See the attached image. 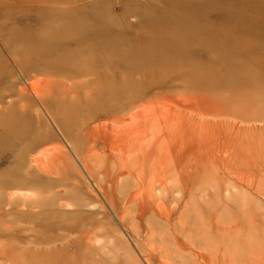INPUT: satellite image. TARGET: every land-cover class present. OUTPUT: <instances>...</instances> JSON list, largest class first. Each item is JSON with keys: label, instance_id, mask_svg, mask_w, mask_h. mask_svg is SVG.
<instances>
[{"label": "rangeland", "instance_id": "1", "mask_svg": "<svg viewBox=\"0 0 264 264\" xmlns=\"http://www.w3.org/2000/svg\"><path fill=\"white\" fill-rule=\"evenodd\" d=\"M13 2L0 0V264H264V0ZM74 22L78 69L149 49L142 66L159 70L90 124L104 104L48 41ZM138 108L154 119L140 148L94 142Z\"/></svg>", "mask_w": 264, "mask_h": 264}, {"label": "bare ground", "instance_id": "2", "mask_svg": "<svg viewBox=\"0 0 264 264\" xmlns=\"http://www.w3.org/2000/svg\"><path fill=\"white\" fill-rule=\"evenodd\" d=\"M13 1H14L13 4L16 3L17 9H24V8H26L25 5H27L31 0H13ZM11 2L12 1H10V3ZM24 2L25 3L27 2V3L24 4ZM37 3H43V4H46L48 6L54 5V4H51L52 3L51 0H38ZM73 5H75V4H73ZM73 5L72 6L69 5L70 7H67V5H64L66 7H64V6L61 7V5L52 6V9H56V11H57L56 16L61 14V17H63V16L64 17L65 16H73L74 17L75 15H78V6H73ZM55 17H53V18H55ZM57 18H59V17H57ZM56 20L55 21L53 20V21L57 22L58 20L57 21ZM67 34H69V35L73 34L75 36L69 37ZM48 41L51 44H53L55 47H57V48L60 47V49L57 50L54 53V55H56V59H58L60 61L61 65H63V62L67 63V64L72 63V64L77 65V69H75V70L72 69L69 72H66V78H70V77L72 79L77 78V77L78 78L79 77L89 78L90 79L89 81H87L83 85H79V86H81L83 88L86 87L88 94H89L88 97L90 98V102L92 104L98 100H100V102L104 104L101 106V109L100 108L95 109V111L100 109V111H97V113H93V111H92V113L94 115L92 118H86L84 120L86 123H89V124H90V122L94 123L95 121L100 120V118H102L100 116H103L105 113H107L108 115H111V114H109L110 111L113 112V111H116L118 109L124 111L130 105L134 104V100H137V99L129 101L128 104L126 103L127 106H125L124 103L120 104L118 102L123 100L124 97L129 92L134 90V86H135L134 80L136 79L137 76H141L142 74L145 76V75L149 74L150 73L149 69H151L155 72L159 71L157 69H154L155 64H152V66H151V64L148 65L147 66L148 68L142 66L143 65L142 61L144 59L145 60L150 59V61H152V63H153L152 56H151L150 52H148L149 49L135 51V54H134L135 56H129L128 57L127 55H120L118 60L107 58L106 56L95 57L94 61L96 62V64H98L101 67V69H92L90 67L85 68V69H78V61H76V59L74 61L70 62L69 58H66L67 54H70L72 50L65 48L66 44L78 45V25H76V22L71 23V24L62 25L61 27L55 29L53 31V35L51 36V38ZM160 49H162V48L159 47L155 50H160ZM158 69H159V67H158ZM138 82H140V81H138ZM33 86H35V85L31 86L32 89L35 88ZM35 93L37 96L39 95L38 92H35ZM44 96H45V94H44ZM154 106H155V104H154ZM155 108H157V107H155ZM144 109H145V107H144ZM144 109L138 108L137 110H134V112L131 113V115L128 118L123 119V122L120 125L114 126L115 125L114 124V125H112V127L102 126V128L97 126L94 129V134H93L94 139H95L94 142L95 141L98 142V141L103 140V141H106L107 143H109V145L112 143L129 142L130 144L128 146L130 148H132V149L133 148H135V149L140 148V146H142V143H143L142 140L152 130V129H149V127L151 126V125H149V123L152 120V117H151L152 116L151 115L152 110L150 113L147 111H146L147 112L146 113V112H144ZM165 109H166V107H165ZM104 111H105V113H104ZM150 117H151V120H150ZM16 131H18V130H16ZM14 133L15 132H13V134ZM130 148H127V150Z\"/></svg>", "mask_w": 264, "mask_h": 264}]
</instances>
